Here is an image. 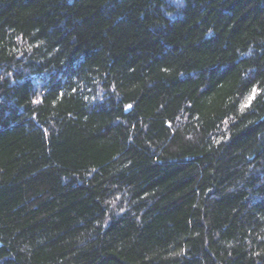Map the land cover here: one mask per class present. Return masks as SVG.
Returning <instances> with one entry per match:
<instances>
[{"label":"trees","instance_id":"16d2710c","mask_svg":"<svg viewBox=\"0 0 264 264\" xmlns=\"http://www.w3.org/2000/svg\"><path fill=\"white\" fill-rule=\"evenodd\" d=\"M0 264H264V0H0Z\"/></svg>","mask_w":264,"mask_h":264},{"label":"snow or ice","instance_id":"6c2138e0","mask_svg":"<svg viewBox=\"0 0 264 264\" xmlns=\"http://www.w3.org/2000/svg\"><path fill=\"white\" fill-rule=\"evenodd\" d=\"M253 93L255 94V89H253ZM252 98L253 97H249L248 99H249V101H251L252 100Z\"/></svg>","mask_w":264,"mask_h":264}]
</instances>
